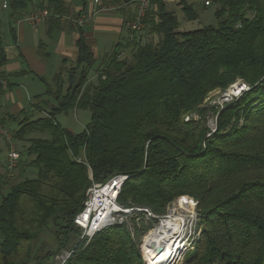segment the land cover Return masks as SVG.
Instances as JSON below:
<instances>
[{
    "label": "trees",
    "instance_id": "obj_1",
    "mask_svg": "<svg viewBox=\"0 0 264 264\" xmlns=\"http://www.w3.org/2000/svg\"><path fill=\"white\" fill-rule=\"evenodd\" d=\"M210 1L219 6L218 25L181 31L164 0H151L140 31L155 42L138 39L135 11L127 44H115L102 58L80 37L77 59L64 60L47 84L44 97L56 105L43 117L22 112L15 119L14 138L33 132L49 138L27 139L17 169L10 175L7 167L0 177L1 189L19 174L37 172L2 195L0 264H34L33 244L51 224L57 251L42 259L68 250L65 264H145L139 247L150 226L145 213L132 214L134 233L127 224L112 225L90 241H80L74 223L91 185L118 174L128 176L118 198L125 208L162 215L178 197L198 202L203 230L183 264H264V0ZM32 2L7 3L13 17L24 18ZM39 10L51 13V29L75 27L62 20L70 14L64 0H40L32 13ZM182 11L199 19L191 4ZM6 62L0 40V70ZM98 62L94 83L89 73ZM5 78L0 71V91ZM238 80L250 89L219 111L206 108L211 92ZM78 110L91 113L82 132L58 122V115ZM209 111L218 114L210 136L202 123L184 121L194 113L205 119Z\"/></svg>",
    "mask_w": 264,
    "mask_h": 264
},
{
    "label": "crops",
    "instance_id": "obj_2",
    "mask_svg": "<svg viewBox=\"0 0 264 264\" xmlns=\"http://www.w3.org/2000/svg\"><path fill=\"white\" fill-rule=\"evenodd\" d=\"M64 1L68 13L88 15L90 21L82 28L63 26L51 29L49 20L32 26L20 21L23 14L13 17L10 8H4L8 0H0V40L7 58L0 70L7 82L0 91V120H6L5 129L10 122H17L15 119L20 121L22 117L18 118V115L22 112L43 117L50 111L48 106L56 105L53 97H44L47 84L52 83L64 60L74 62L77 59V41L81 36L101 58L115 44H127L131 35L128 24L136 11L135 0H83L76 4L72 0ZM199 1L164 0L167 10L174 13L182 10L183 3L195 6ZM209 3L210 0L205 6ZM39 4L40 0H33L28 12L32 13ZM151 37L144 32L138 34V39L144 43L150 42ZM41 96L43 100L38 99ZM11 147L14 149L15 146ZM11 147L0 161V177L6 173Z\"/></svg>",
    "mask_w": 264,
    "mask_h": 264
},
{
    "label": "built area",
    "instance_id": "obj_3",
    "mask_svg": "<svg viewBox=\"0 0 264 264\" xmlns=\"http://www.w3.org/2000/svg\"><path fill=\"white\" fill-rule=\"evenodd\" d=\"M150 2L151 0H135L136 16L131 26L134 31H140L142 28H144L143 21L146 16V12L150 7ZM7 7L8 3L5 2L4 8ZM50 16L51 13L48 10H39L37 12L30 13L20 21L28 23L32 26H37L44 20H47ZM90 18L91 17L88 15L75 16L73 14H66L62 16L63 21H67L78 28L85 26L90 21ZM6 86L7 82L3 81V87ZM231 88L233 91L229 90L230 92L225 94V97H223V104L220 103V106L232 101L235 98H238L243 92H246L250 89L249 85L245 84L244 82H238ZM212 127L213 128L208 136L217 130V118ZM0 134L7 139L11 147V136L9 132L0 127ZM19 159V153L11 147L8 153V170L11 172L10 175H12L15 169H17ZM77 160L78 162L83 163L86 161L85 157H77ZM127 179V175L118 174L109 178L103 183L94 182L91 185L87 192V198L84 202L83 208L74 219L75 225L83 232V238H86L88 241H90L96 233L112 225L127 224L129 226V219L135 212H143L148 218L152 217V212L147 208H125L119 204L118 198ZM180 202H182V204ZM197 206L198 202L189 196H181L175 199L167 206L165 215L162 216L157 228H155L161 230L164 227V222H167L170 224L166 225L165 230L171 231V233H177L175 237L172 238L173 241L178 238L177 242H181V260L178 261L177 264H181L186 250H189L200 237L201 230L197 231L198 224L196 217H200L197 211ZM187 209L189 213L182 214L183 210L185 211ZM177 226L179 227L178 230L176 229ZM151 231L142 237L141 244L139 246L145 264H149L145 259V238L151 233ZM71 254L72 253H66L61 255L57 258V260L60 262V264H65V262L70 258Z\"/></svg>",
    "mask_w": 264,
    "mask_h": 264
},
{
    "label": "rangeland",
    "instance_id": "obj_4",
    "mask_svg": "<svg viewBox=\"0 0 264 264\" xmlns=\"http://www.w3.org/2000/svg\"><path fill=\"white\" fill-rule=\"evenodd\" d=\"M72 1L74 4H76V3H81L83 0H72ZM205 4H206L205 0H201L197 4H195L194 8H195L196 12H198V14H199V19H197V20H192V21L188 20L182 10H179L178 12L175 13L177 18H178L179 27H180L181 31H192V30L202 29V28H204L206 26H210V25H212V26L218 25V20L216 19V15H215L217 9L219 8L218 4L214 1L209 3L207 7L205 6ZM144 34H146L148 36H152L151 41L155 42L156 38L154 37V35H150L148 33V31H144ZM124 56H128L129 58L131 57L128 51L125 52ZM122 58H123V56H122ZM99 64H100V62L96 63V65L93 67V69L89 73V80L91 82H94V83L97 82V70L100 67ZM238 82H244L245 84H247L243 80H238L234 84L230 85L225 90L218 89V90L211 92L209 94V96L207 97L206 102H205L206 108H209V109L215 108L218 111L221 110V108H223V106L225 104L229 103V102H227L224 105L220 106V103L223 104V101H224L223 97H225L226 93L233 91L231 87ZM235 99H237V98H235ZM38 107H40V106L38 105ZM48 107H50L49 108L50 110L52 109L51 106H48ZM217 115L218 114H216L215 112L209 111L207 113L205 119H204V118H201L197 113L196 114L194 113V114H191L190 116H187L184 119V121L186 123L191 122V121L200 122V123H202L203 126L205 125L206 128H208L211 131L213 128L212 125L215 123ZM57 117H58V122L63 127L70 129L76 133L82 132L91 121V113L89 112V110H78V111H74V112L69 111L68 113L60 114ZM240 124H243V120L240 121ZM18 128H19L18 122H14V121L10 122L8 128H6L10 132L9 134L11 136V145L15 146L14 149H16L18 153L20 151L24 150L23 149L24 146L27 145V141H26L27 139L49 138L48 133L33 132V133H28L25 136L24 140L17 139V138L13 137V133L16 132L18 130ZM2 136L0 135V161H3V158L7 154L8 148L10 147V143L7 141V139L4 136H3L4 138ZM36 173H37L36 170L30 169L27 174H25L23 176L22 175L20 176V174H19L14 179L10 180L5 188L2 187L3 189L2 188L0 189L2 191V192L0 191V202L2 199V195H6L8 193V190L10 189V187L12 185H16L17 183L21 182V180L25 179V177L34 178V177H36ZM165 213H163L162 215L161 214L158 215V214H155L152 212V214H153V215L151 214L152 217L145 218V223L147 225L150 224L147 232L157 228V226L160 222V219L162 218L163 215H165ZM187 213H189L188 209L185 211L183 210V212H182V214H187ZM199 219H200V217L199 218L196 217L197 224H198L197 231L201 230V233H202L203 228L200 225ZM195 226H196V224H195ZM129 228H131L130 230L132 231V233H134V222L132 220V216L129 219ZM54 229H55L54 225L51 224V227L49 229L44 230L42 235L34 242V244H33V247H34L33 252H34V257H35L34 258L35 260L33 262L34 264H39V263L40 264H60V262L57 260V258L59 256L64 255L66 253H72L68 250H62L60 252V254L56 255L54 258L50 256L48 258L42 259L44 256H47L48 253H51V252L53 253V252L57 251V242H56V239L54 236ZM201 233H200V237H201ZM144 236L142 235V237H144ZM200 237H199V239L196 240V243L189 250L188 249L186 250L181 264H183L186 256L191 251H193L195 249L197 242L200 240ZM85 239L86 238H83V232L81 230L80 241L85 240ZM36 257H38L42 260L38 263ZM153 258H155V257L153 256Z\"/></svg>",
    "mask_w": 264,
    "mask_h": 264
},
{
    "label": "bare ground",
    "instance_id": "obj_5",
    "mask_svg": "<svg viewBox=\"0 0 264 264\" xmlns=\"http://www.w3.org/2000/svg\"><path fill=\"white\" fill-rule=\"evenodd\" d=\"M180 203L182 204V202ZM167 224L170 223L164 222V227L161 230L155 229L145 238V258L149 264H177L181 260V242H177L178 238L173 241L172 238L177 233L166 231ZM176 229L178 230L179 227L177 226Z\"/></svg>",
    "mask_w": 264,
    "mask_h": 264
},
{
    "label": "water",
    "instance_id": "obj_6",
    "mask_svg": "<svg viewBox=\"0 0 264 264\" xmlns=\"http://www.w3.org/2000/svg\"><path fill=\"white\" fill-rule=\"evenodd\" d=\"M158 251H161V250L158 249Z\"/></svg>",
    "mask_w": 264,
    "mask_h": 264
}]
</instances>
